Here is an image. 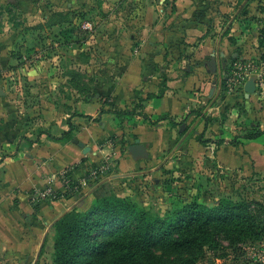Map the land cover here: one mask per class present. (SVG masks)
Returning a JSON list of instances; mask_svg holds the SVG:
<instances>
[{"label":"crops","instance_id":"obj_1","mask_svg":"<svg viewBox=\"0 0 264 264\" xmlns=\"http://www.w3.org/2000/svg\"><path fill=\"white\" fill-rule=\"evenodd\" d=\"M261 1L101 0L94 5L83 0L79 9L89 10L97 19V30L103 33L96 42L105 46L100 52L93 43L87 58L75 57L82 66L77 69L85 68V74L92 77L89 86L95 95L61 96L58 104L51 96L41 98L43 118L29 117L36 115L38 100L31 103L29 96H14L23 88L16 77L43 76L38 88L46 91L49 86L59 92L67 90L72 72L66 67L41 71L0 64V87L5 92L0 96V252L30 254L42 227L47 226L43 242L50 225L77 201L34 198L35 191L51 181L60 185L69 167H77L81 174L89 165L110 160L114 162L110 177L136 175L165 154L176 138L174 133L190 137L195 130L196 137L205 131V139L223 143L236 138L235 144L223 148L233 150L245 168L249 161L255 172L264 171V134L251 138L244 130L246 124L252 128L256 119L253 93L257 89L249 93L246 87L260 73L252 72L235 91L225 85L232 62L238 65L264 53L257 43L264 31ZM77 8L69 3L64 13H77ZM35 13L31 0H0L2 62L14 65L17 60L11 50L20 39L15 32L19 14L34 24ZM44 18L53 27L71 23L52 24L50 14ZM75 73L82 76L80 71ZM53 81L59 88L52 86ZM74 87L75 92L82 90ZM28 88L30 93L37 90L32 85ZM245 102L247 121L243 123L240 111ZM58 107V113L51 110ZM224 110L227 116L217 118ZM261 122L259 129L264 131ZM137 139L147 147L148 158L134 159L129 152ZM92 199L93 193L85 204Z\"/></svg>","mask_w":264,"mask_h":264},{"label":"rangeland","instance_id":"obj_2","mask_svg":"<svg viewBox=\"0 0 264 264\" xmlns=\"http://www.w3.org/2000/svg\"><path fill=\"white\" fill-rule=\"evenodd\" d=\"M31 2L36 9L35 23L32 24L31 20L29 22L27 17L19 14L18 27L14 28L15 32L20 33L18 43L11 50L17 60L13 65L10 61L6 63L0 59V64L6 65L5 67L29 68L41 71L44 68L64 69L66 67L72 72L71 77L67 79V87L71 88L72 86L74 88L73 90L61 88V91L55 92V88L48 86L46 87L48 90L43 91L38 88L39 85L41 87L45 79L43 76L31 77L28 74L17 76V81L21 83L23 88L20 94L14 92V96H23V99L24 97L27 99L26 97L29 96L31 103L38 100L39 107L35 108L36 115L29 114V117L37 119L43 118L45 115L42 112L44 106L41 105V98L51 96L56 101L55 104H58L61 96L81 98L83 95H95V91L90 90L91 86H89L93 81L92 77L85 74V68L77 69L82 66L78 65L75 57L80 54L82 58H87L90 50L93 49L92 44H97L98 35L103 32L97 30V19L90 15L89 10L79 9L83 0H31ZM98 2H101V0H91L90 3L97 5ZM69 3L78 7L77 13H64ZM45 14L51 15L52 24L64 20L71 23L65 28L53 27L49 23L47 25L44 18ZM10 15L7 14L6 17H10ZM76 18H78L77 21H75ZM87 21L93 23L94 28L92 30L82 27L83 23ZM257 43L260 46L259 48L264 47V33ZM97 45L99 46L97 51L101 52L105 48L104 45ZM261 53L253 60L247 61L254 62L257 65L256 72H260L261 68L264 67L263 50ZM68 55L69 59L66 60L65 57ZM24 56L28 59L24 60ZM232 63L236 65L235 62ZM243 63H246V61H243ZM79 71L82 74L81 77L75 73H79ZM12 81L14 82L13 79L9 80V82ZM57 81L60 83L59 79ZM255 83L257 90L253 93L255 94L253 115L256 119H252L254 122H252V128L247 127L248 124L244 125V130L247 131L245 135L259 130L262 124L261 121L264 120V84H261L260 78H257ZM51 84L59 88L54 81ZM31 85L35 86L37 90L30 93L28 87ZM62 85H64V82ZM74 86H78L77 88L82 90L75 92ZM246 103L244 107L241 106L240 111L243 123L247 121L244 111V108L248 107ZM30 107H34V105L32 104ZM46 109L50 110L49 108ZM51 110H56L58 113L59 107ZM220 113L217 118L223 119L227 116V110ZM194 132L195 130H193ZM193 133L190 134V137L187 133L183 137L174 133L176 138L172 140L165 154L157 161L148 162L146 167L140 169L142 172L139 174L120 178L108 176L105 179H110L105 182H103L105 180L103 179L100 183L103 182L102 184L106 185L105 193L108 194L107 196H114L119 201H124L127 206L135 205L147 211L149 215L161 219L173 215L176 211L191 203L214 207L225 204L223 203L225 201H248L251 202L249 210L264 220V171L255 172L254 169H251L249 161L246 162L247 167L245 168L242 160L237 161L233 150L223 148L222 145L235 144L237 142L236 138L229 140L227 143L218 140L215 142L212 139L200 143ZM201 134L205 135V131ZM243 160L245 161V159ZM95 204L96 199L93 196V199L87 202L81 211L88 212ZM101 215L100 210L93 212L89 223H94ZM46 229L47 226L44 225L40 230L41 234L36 237L34 246L30 249V254L24 256L21 252H0V261L2 263L4 261L5 264H57L56 230L53 229L51 236L46 237L43 249L39 252ZM134 231L135 224L129 220L110 222L95 229L91 235V244L79 256V264H98V258L102 255L105 257V263H107L113 256L114 247L118 246L117 244L110 247V242L125 240ZM153 248L156 254L174 264H179L184 259L188 261L186 264H264V236L259 240L234 242L230 237L222 235L219 242L213 247L208 246L202 250L183 253L175 252L172 248L163 247L161 242L160 244L156 243ZM38 256L39 258L36 260Z\"/></svg>","mask_w":264,"mask_h":264},{"label":"trees","instance_id":"obj_3","mask_svg":"<svg viewBox=\"0 0 264 264\" xmlns=\"http://www.w3.org/2000/svg\"><path fill=\"white\" fill-rule=\"evenodd\" d=\"M262 134L264 131L259 129L247 137L256 138ZM206 140L204 134L197 136L200 143ZM105 189L106 185L101 184L94 190L96 204L88 212L81 211L86 205L84 201L54 224L57 264H79V256L91 244L93 231L121 220L134 222V233L125 240L110 242V247L118 244L112 258L105 263L102 255L98 264H174L156 254L153 248L156 243L161 242L163 247L183 253L213 247L222 235L234 242L259 240L264 236V220L249 210L251 202L248 201H225V204L214 207L191 203L161 219L135 205L127 206L114 196H107ZM99 210L102 215L94 223H89L91 214ZM187 262L184 259L179 264Z\"/></svg>","mask_w":264,"mask_h":264},{"label":"built area","instance_id":"obj_4","mask_svg":"<svg viewBox=\"0 0 264 264\" xmlns=\"http://www.w3.org/2000/svg\"><path fill=\"white\" fill-rule=\"evenodd\" d=\"M83 28L92 30L94 25L91 21L83 23ZM24 60L28 58L23 57ZM257 65L254 62H246L233 65L227 72L225 85L229 91L241 88L248 76L255 72ZM259 78L264 84V67L260 70ZM114 168V162L106 160L99 166L89 165L81 174H77V167H69L61 176V184L54 181L48 183L44 188L38 189L34 193V198L38 201H59L63 199H80L89 189L96 187L103 179L110 176Z\"/></svg>","mask_w":264,"mask_h":264},{"label":"water","instance_id":"obj_5","mask_svg":"<svg viewBox=\"0 0 264 264\" xmlns=\"http://www.w3.org/2000/svg\"><path fill=\"white\" fill-rule=\"evenodd\" d=\"M246 90H247V92H249V93L254 92V91H255V83H254V82H249V83L247 84ZM2 95H5V92H4L3 89L0 87V96H2ZM195 126H196V125H195ZM184 127H185V125H182V129H183ZM129 152L131 153V155H132V157H133L134 159L148 158V157L150 156L147 147H146L144 144H142V143L140 142V140H138V139L135 141V143L129 145ZM108 179H110V178L105 179L103 182H105V181L108 180ZM103 182H102V183H103ZM102 183H100L99 185H101ZM99 185H98V186H99ZM98 186L94 187L89 193H87L86 195H84L83 197H81L80 199H78V200H77V201H76L71 207L68 208V210H67L65 213H63V214H62L57 220H55V221L50 225V227L48 228V230H47V234H48L49 230L51 229V227L54 226V224H55V223H56V222H57V221H58V220H59L64 214H66L67 212L71 211V210L74 209L76 206H78V205H82V204L84 203L85 199H86L89 195H91V194L94 192V190H95ZM47 234H46V236H45V238H44V241L42 242L41 250H42V248H43V246H44V243H45V240H46ZM39 254H40V253H39Z\"/></svg>","mask_w":264,"mask_h":264}]
</instances>
